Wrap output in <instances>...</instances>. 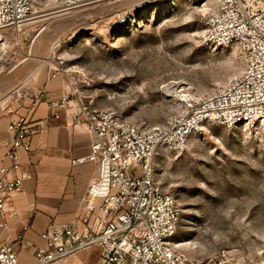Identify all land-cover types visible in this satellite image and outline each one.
<instances>
[{"label": "rangeland", "instance_id": "rangeland-1", "mask_svg": "<svg viewBox=\"0 0 264 264\" xmlns=\"http://www.w3.org/2000/svg\"><path fill=\"white\" fill-rule=\"evenodd\" d=\"M29 1L20 32L0 31V111L30 93L27 76L42 67L84 104L157 127L183 112L181 95L205 97L241 71L234 49L213 52L200 41L212 0ZM153 165L180 211L176 243L191 257L264 264V126H207Z\"/></svg>", "mask_w": 264, "mask_h": 264}, {"label": "built area", "instance_id": "built-area-1", "mask_svg": "<svg viewBox=\"0 0 264 264\" xmlns=\"http://www.w3.org/2000/svg\"><path fill=\"white\" fill-rule=\"evenodd\" d=\"M31 12L29 0H0V31L20 32ZM199 25L202 45L220 52L234 49L241 71L205 97L181 95L183 112L164 125L127 122L114 110L84 104L74 91L64 92L59 105L50 103V109L63 108L71 125L88 133L89 154L71 164L87 161L95 173L80 203V221L47 228L39 235L41 246L28 243L34 264H60L92 249L99 251L96 264H216L197 261L177 248L180 211L164 191L153 162L161 151L184 148L207 126L230 131L264 126V0H212ZM63 66L62 61L57 64ZM20 103L16 96L1 109L10 118L0 140L8 162L0 165V229L18 216L12 199L31 178L21 170L18 155L30 152L31 138L41 128L26 117H13V107ZM26 229L24 224L22 231ZM21 240L17 235L15 242ZM15 242L2 241L0 264H22Z\"/></svg>", "mask_w": 264, "mask_h": 264}, {"label": "crops", "instance_id": "crops-1", "mask_svg": "<svg viewBox=\"0 0 264 264\" xmlns=\"http://www.w3.org/2000/svg\"><path fill=\"white\" fill-rule=\"evenodd\" d=\"M41 69L34 74L30 93L18 92L20 107H13L14 118L26 117L34 127L41 125V128L31 138L30 152L18 155L21 170L31 177L12 199V208L18 216L9 221L6 229H0V244L5 238L14 243L17 235H22V240L15 242V252L22 264L35 263L28 243L41 246L39 235L47 228L74 219L80 221L83 216L80 203L95 173L94 166L87 161L71 164L89 154L90 138L84 129L71 125L63 108L50 109V103L59 105L65 86L57 77L41 74ZM39 94L46 99H40ZM9 118L0 111V140L7 135ZM0 165H8L1 146ZM24 224L26 231H22ZM98 257L99 251L92 249L60 264H96Z\"/></svg>", "mask_w": 264, "mask_h": 264}, {"label": "bare ground", "instance_id": "bare-ground-1", "mask_svg": "<svg viewBox=\"0 0 264 264\" xmlns=\"http://www.w3.org/2000/svg\"><path fill=\"white\" fill-rule=\"evenodd\" d=\"M70 1V0H69ZM78 1V0H77ZM66 2H68V0L66 1ZM65 2V3H66ZM71 3H68L66 6H69ZM73 5V4H72ZM71 5V6H72ZM63 6V5H62ZM203 7H204V9L206 8L205 7V5H203ZM65 8V7H64ZM30 19V18H29ZM29 21V20H28ZM27 21V22H28ZM213 52H215V51H213ZM38 67V66H37ZM39 68V67H38ZM38 68H35L28 76H27V78L29 79L31 76H33L36 72H37V70H38ZM170 96V95H169ZM180 102L182 101L181 99L179 100ZM177 245V248H179V249H181V250H183V251H187V248L185 247L186 245H182V244H176ZM186 249H185V248ZM188 252V251H187Z\"/></svg>", "mask_w": 264, "mask_h": 264}]
</instances>
